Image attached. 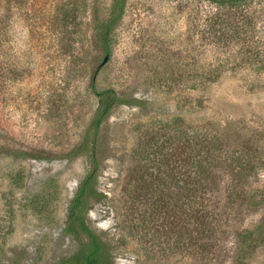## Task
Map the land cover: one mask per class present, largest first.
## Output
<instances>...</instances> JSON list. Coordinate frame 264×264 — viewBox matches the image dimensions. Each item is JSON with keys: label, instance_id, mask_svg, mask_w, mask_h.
I'll use <instances>...</instances> for the list:
<instances>
[{"label": "rangeland", "instance_id": "obj_1", "mask_svg": "<svg viewBox=\"0 0 264 264\" xmlns=\"http://www.w3.org/2000/svg\"><path fill=\"white\" fill-rule=\"evenodd\" d=\"M56 1L0 0V264H55L77 248L63 228L84 158L44 161L22 152L78 143L96 108L91 81L141 102L116 106L98 134L102 197L87 218L113 246L115 264H264L258 0L221 9L216 44L212 4L126 0L108 55L89 45V23L93 10L105 22L112 0H77L67 39ZM203 76L215 81L195 89ZM182 131L206 135L207 148L196 138L185 144ZM158 147L166 167L160 156L144 159ZM198 154L209 184L187 200L177 185L179 160L195 172ZM206 214L213 232L200 236L197 215Z\"/></svg>", "mask_w": 264, "mask_h": 264}, {"label": "trees", "instance_id": "obj_2", "mask_svg": "<svg viewBox=\"0 0 264 264\" xmlns=\"http://www.w3.org/2000/svg\"><path fill=\"white\" fill-rule=\"evenodd\" d=\"M71 1V2H70ZM77 0H57L55 3L56 9L59 8V12L63 15V18L59 20L63 23L64 36L70 37L72 32L69 31L68 27L74 22L73 14L77 11ZM207 2L214 5L216 11L208 18L209 27L213 31L212 43L216 44L219 42L220 37H216L219 32L216 27H219L223 21V14H221V9L243 7L245 4H251L255 0H199ZM126 5V0H112L110 10L105 22H101L98 15L93 10L91 12L90 19V30L92 35L88 39L89 45L97 47L102 54L108 55L110 51V40L111 34L117 23L123 16L124 9ZM258 18L261 15L264 18V0H258ZM69 6V7H67ZM34 11V10H33ZM34 17V16H33ZM70 17H72L70 19ZM59 21V22H60ZM223 35V34H222ZM264 53V49L261 48L258 54ZM259 56V55H258ZM222 64H218L216 71L221 69ZM258 69H264V61L258 64ZM214 71V72H216ZM2 72V67L0 66V73ZM214 78L208 76L200 77L194 83L195 89L204 90L206 86L214 82ZM89 90L91 94L96 99V108L89 119V122L85 126L80 139L77 144L66 151L61 152H47L43 150H26L23 149L24 157H31L35 160L44 161H54V160H66L73 161L79 157H83L86 163V172L77 185L75 193L66 207L65 222L63 232L65 235L70 236L76 243L77 248L74 253L70 256L61 258L55 264H115L114 248L109 243H107L94 229H92L88 223V212L92 209V206L98 202L102 197L101 192L98 188V172H99V161L97 157V141L98 134L103 123L108 119L112 110L121 104L130 105L136 103L140 105L141 102L135 99L121 98L117 95L114 89H104L95 90L93 82L89 84ZM168 124V127L172 131H177L172 129ZM165 127V126H164ZM181 136L185 144L191 143L192 139L196 138L197 143L195 145L206 147L208 137L206 135L198 134L192 137L187 134L186 131L181 132ZM190 145H188L189 147ZM187 148V146H184ZM163 147L156 148L150 155L147 153L144 159L150 161V156L157 158L160 156V162L162 166H167V162L170 159L165 158L161 153ZM190 149V148H189ZM143 156V155H142ZM144 157V156H143ZM163 158V160H161ZM198 160L196 162H191L192 165H197V171L187 169L186 165L190 163L187 158H181L179 162L182 163L184 171L181 172V179L177 181L179 183L180 193L183 198L189 200L193 197L194 191L197 193L204 194L206 186L208 187L209 178H206L205 169H203V158L198 154ZM155 161V159H154ZM159 161V160H158ZM242 169L243 166H239ZM179 167V169H183ZM247 169V167H245ZM196 170V169H195ZM171 174V172L169 173ZM208 181V182H207ZM191 204V203H185ZM185 206V205H184ZM199 214V211L197 212ZM198 220V234L201 236L203 234H211L213 231L207 229V214L205 216L197 215Z\"/></svg>", "mask_w": 264, "mask_h": 264}, {"label": "water", "instance_id": "obj_3", "mask_svg": "<svg viewBox=\"0 0 264 264\" xmlns=\"http://www.w3.org/2000/svg\"><path fill=\"white\" fill-rule=\"evenodd\" d=\"M108 56H105L101 62V64L99 65L98 69L101 68L106 62H107Z\"/></svg>", "mask_w": 264, "mask_h": 264}]
</instances>
